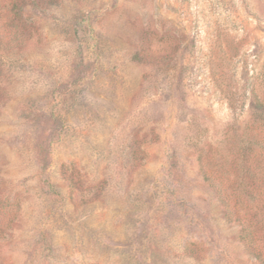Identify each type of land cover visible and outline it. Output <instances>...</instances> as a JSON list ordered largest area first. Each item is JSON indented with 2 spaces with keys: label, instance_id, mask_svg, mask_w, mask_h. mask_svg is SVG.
Instances as JSON below:
<instances>
[{
  "label": "rangeland",
  "instance_id": "374dc122",
  "mask_svg": "<svg viewBox=\"0 0 264 264\" xmlns=\"http://www.w3.org/2000/svg\"><path fill=\"white\" fill-rule=\"evenodd\" d=\"M13 1L0 264H256L234 219L264 221V0Z\"/></svg>",
  "mask_w": 264,
  "mask_h": 264
},
{
  "label": "trees",
  "instance_id": "16d2710c",
  "mask_svg": "<svg viewBox=\"0 0 264 264\" xmlns=\"http://www.w3.org/2000/svg\"><path fill=\"white\" fill-rule=\"evenodd\" d=\"M40 4H42L41 0H14L11 3V10L22 12L26 6ZM20 14H15V16L18 17ZM251 123L258 133V135L256 134L252 137L251 144L259 148H264V100L254 99V103L252 104ZM245 173L248 175V171ZM238 178H241V174ZM212 187L216 190L218 195H222L223 190L219 184H212ZM246 187H249V185L247 184L244 186L243 183L239 181L234 191L241 188L242 193H247L248 190L245 189ZM248 193L250 192L248 191ZM250 194H252V192ZM231 195H229V197ZM229 197L227 195L222 197V204L225 207V217L228 220L236 215V211L230 208ZM251 198L253 199V197ZM234 220L239 223L240 227L238 240L250 250L256 264H264V221L262 219H253L251 221L242 220L237 215Z\"/></svg>",
  "mask_w": 264,
  "mask_h": 264
}]
</instances>
